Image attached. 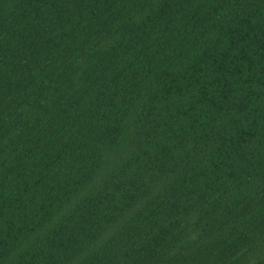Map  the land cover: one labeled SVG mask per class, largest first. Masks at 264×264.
I'll list each match as a JSON object with an SVG mask.
<instances>
[{
  "label": "trees",
  "instance_id": "trees-1",
  "mask_svg": "<svg viewBox=\"0 0 264 264\" xmlns=\"http://www.w3.org/2000/svg\"><path fill=\"white\" fill-rule=\"evenodd\" d=\"M0 264H264V0H0Z\"/></svg>",
  "mask_w": 264,
  "mask_h": 264
}]
</instances>
